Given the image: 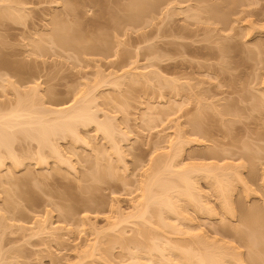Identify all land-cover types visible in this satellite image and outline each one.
I'll list each match as a JSON object with an SVG mask.
<instances>
[{
    "label": "rangeland",
    "instance_id": "374dc122",
    "mask_svg": "<svg viewBox=\"0 0 264 264\" xmlns=\"http://www.w3.org/2000/svg\"><path fill=\"white\" fill-rule=\"evenodd\" d=\"M200 2L0 0V264H264V0Z\"/></svg>",
    "mask_w": 264,
    "mask_h": 264
},
{
    "label": "bare ground",
    "instance_id": "6f19581e",
    "mask_svg": "<svg viewBox=\"0 0 264 264\" xmlns=\"http://www.w3.org/2000/svg\"><path fill=\"white\" fill-rule=\"evenodd\" d=\"M169 1H171V0H162V2L164 3L165 2V4L167 5V3H169ZM186 1H189V0H186ZM197 2H200V0H196ZM203 1H206V0H202L201 2H203ZM200 2V3H201ZM162 3V4H163ZM135 5V4H134ZM196 8H197V10H199L198 8H200V5H197V6H195ZM197 15V14H196ZM198 15H199V13H198ZM60 25H61V23H60ZM62 25H64L63 23H62ZM65 26V25H64ZM63 26V29L61 28V26H60V28H59V31H57V33H58V35L59 36H61L62 38H60L59 37V39H61V41L59 40V42L60 43H62L63 44V47L65 46V48H66V45H67V48H69V49H71L70 47H71V45H70V42L72 43V38H70V39H67V38H65V37H70V35L71 34H69L70 32H69V28H70V26L68 25V27L67 28H65ZM67 29L68 31V33L65 31V29ZM72 29V28H71ZM58 30V29H57ZM62 31H64V32H66L65 34H67V35H65ZM62 32V33H61ZM60 33L61 34H64V35H60ZM69 35V36H68ZM63 36H64V38H63ZM54 37V36H53ZM57 37V36H56ZM72 37V36H71ZM50 39V38H49ZM53 40H54V38H52ZM58 39V38H57ZM63 39V40H62ZM47 40H48V38H47ZM46 40V41H47ZM51 40V39H50ZM56 42H58V41H56ZM58 42V43H59ZM49 43H50V41H49ZM64 44H66V45H64ZM73 44V43H72ZM59 45H61V44H59ZM68 46H70V47H68ZM75 46V49H76V45H74ZM74 46H72L73 48H74ZM78 49V48H77ZM78 51V50H77ZM66 110L65 109H62V110H55V111H53L54 113H58V114H62V113H64ZM87 111V112H86ZM89 111L88 110H86V109H80L79 110V114L78 113H76V115H79V117L78 118H80L81 120H82V122H85V121H89V119H91L92 118V121H96V120H93V114H89L88 113ZM91 112V111H90ZM72 115H75V114H72ZM91 115H92V117H91ZM69 117H71V116H69ZM73 117V116H72ZM21 119V115L20 114H18L17 113V111H14L13 110V112H11L10 114H8V115H6V114H0V146L1 145H3V144H5L3 141H4V133L2 132L3 131V129L4 128H13V127H15L12 123L14 122V124H16V122H17V124H18V120H20ZM96 119V118H95ZM28 123H30V125H31V123H33L34 124V126L35 125H37L38 124V127H37V130L38 129H41V126L42 125H44L41 121H38V122H28ZM41 123H42V125H41ZM86 123V122H85ZM24 123H22V124H20V126L22 127V129H25L24 128V126H22ZM98 125H103L102 123H98ZM19 126V127H20ZM34 126H33V128H34ZM105 125H103V127H104ZM36 127V126H35ZM57 127V126H56ZM100 128H102L103 129V127H101V126H99ZM60 128H61V126H60ZM105 128H107L105 131H107V130H109L108 129V127H105ZM201 128L202 127H200L199 129H200V131H202L201 130ZM205 128V127H204ZM203 128V129H204ZM14 129V128H13ZM35 129V128H34ZM46 128L43 126V132L41 131H39L40 132V134L39 135H41V137L40 138H42L43 136L44 137H46L47 136V133H45V132H47L46 130H45ZM63 129H64V126H63ZM104 130V129H103ZM45 131V132H44ZM203 131H205V130H203ZM209 131V130H208ZM54 132H55V130H54ZM108 132V131H107ZM197 132H199V131H197ZM206 132V131H205ZM204 132V133H205ZM202 134H203V132H201ZM207 133H209V132H207ZM45 134V135H44ZM198 134V133H197ZM200 135V134H199ZM201 136H203V135H201ZM42 138V139H40V140H42L43 142H44V139L45 138ZM204 137V136H203ZM48 138H46L45 140H46V142L48 141L47 140ZM45 143V142H44ZM47 143H49V142H47ZM52 146V145H51ZM56 149V147L54 148V150ZM57 152H58V149L56 150ZM56 151H54L55 152V154H57L58 155V153H56ZM215 152V150H213V152L212 153H214ZM178 176H179V181L180 182H183L184 183V185H186V187L187 188H185V191H187V192H185L186 193V195L190 198L189 200H193L192 199V194H194V193H192V190H191V185H192V183L193 182H191V180H190V178L187 176V174H184V173H181V172H179V174H178ZM219 184H221L220 182L218 183V181L215 183V185H219ZM163 185V184H162ZM161 185V186H162ZM216 186V187H217ZM173 187H175V186H173V185H167L166 183L164 184V188H166V189H168V188H172L173 189ZM221 187V186H220ZM227 187V190H228V185L226 186ZM226 187L223 189V190H225L226 189ZM163 186H162V192H163ZM150 188H148L147 190V192H146V195H145V200H146V207H145V209H144V211H143V214L144 213H146V211H147V209H148V206H149V204L150 203H157V204H159L161 207L160 208H165V209H167V210H173V209H175V211H176V209L178 208L177 207V204H176V208L174 207V203H173V201H172V198H171V196H169L168 194H167V192H169V189H168V191L167 192H163V194H162V192L160 193L161 194V196L159 195V194H157L158 195V197H156L157 195L155 194V193H153L152 191H150L149 190ZM165 189V190H166ZM164 190V191H165ZM222 190V191H223ZM190 191V192H189ZM152 192V193H151ZM192 193V194H191ZM167 194V195H166ZM224 195H226V196H228V193L226 192V194H225V192L223 193ZM156 195V196H155ZM164 196V197H163ZM226 196H224V198H223V200L225 199V201H224V203L223 204H225L226 203V206L224 205V207H225V209H228V212L227 213H229L230 215H232L233 213H231L232 212V210H230V209H232L231 208V206H230V200H229V197H226ZM160 197V198H159ZM200 199V198H199ZM194 201L195 202H197V199H194ZM198 203L200 204L201 203V201L199 202V200H198ZM230 210V211H229ZM174 211V210H173ZM228 214V215H229ZM252 214L253 213H251V216H252ZM250 216V215H249ZM261 216L262 217H260V218H262V219H256V218H252V219H249L247 222H246V225H247V229H240L241 230V233H242V241L245 243V245H247V243L249 244L248 246V248H250L251 247V249H253L252 247L253 246H257V245H260L261 246V248H260V250L263 252L264 250V235L263 236H261V238L263 239V242H261L260 244L257 242V239H258V235H260L261 233L260 232H262V234L264 233L263 231H260L259 230V228H264V221H263V219H264V216H263V214H261ZM256 217H258V215H256ZM239 230V231H240ZM242 231H244V232H242ZM262 239H261V241H262ZM263 244V245H262ZM263 246V247H262ZM207 247V246H206ZM255 248V247H254ZM259 248H255L256 250H259ZM212 250H210V252H209V250H208V252L206 251V253L204 254L203 253V255H201V253H199L200 255H197V256H194V254H193V256H194V258H192L191 260H195V257H197V261H196V263L195 264H224V260L226 259L227 260V258H225L224 257V254H225V252L223 251V253H220V254H218L217 252H211ZM254 251V254H251V256L253 255V257H251L250 256V260H251V262H252V264H256L257 263V259L259 258V255L257 256H255V252H257V251H255V250H253ZM161 253H160V255H162V251H160ZM258 253H259V251H258ZM187 254V253H186ZM197 253H195V255H196ZM182 255H184L183 253H182ZM182 255H177V258L179 259H182V260H185L186 258H184L185 257V255H184V257L182 256ZM187 255H190V254H187ZM164 255H162V257H163ZM179 256V257H178ZM182 258H181V257ZM193 256H186V257H193ZM226 256V255H225ZM261 257V259L263 258L262 256H260ZM225 258V259H224ZM252 258V259H251ZM260 258L258 259V261L259 260H261ZM187 260H189L190 261V259L189 258H187ZM186 260V261H187ZM225 260V263H227V261ZM253 260H256V263H255V261L253 262ZM189 261H187V262H189ZM194 262V261H193ZM192 262V263H193ZM163 264L162 262H159V263H157V264ZM264 263V262H263ZM165 264H167V263H165ZM194 264V263H193Z\"/></svg>",
    "mask_w": 264,
    "mask_h": 264
}]
</instances>
